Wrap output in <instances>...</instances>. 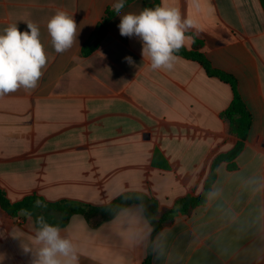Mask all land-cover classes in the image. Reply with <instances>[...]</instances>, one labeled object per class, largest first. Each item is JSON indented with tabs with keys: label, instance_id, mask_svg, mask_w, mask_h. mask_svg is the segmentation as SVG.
Returning <instances> with one entry per match:
<instances>
[{
	"label": "crops",
	"instance_id": "obj_1",
	"mask_svg": "<svg viewBox=\"0 0 264 264\" xmlns=\"http://www.w3.org/2000/svg\"><path fill=\"white\" fill-rule=\"evenodd\" d=\"M113 2L0 0V33L13 23L27 31L30 20L39 27L47 55L37 87L0 97V189L11 202L35 195L103 206L132 191L156 199L160 209L171 208L188 194H201L213 160L237 143L222 117L233 99L231 86L179 55L172 70L153 71L140 40L120 35L119 15L104 24ZM152 3L126 0L122 11L138 13ZM159 6L178 8L195 21L184 48L198 50L213 68L232 75L252 116L236 169L219 164L216 181L241 171L264 172L260 0H200L199 10L191 0H159ZM58 10L78 26V43L64 53L54 50L47 31ZM96 32L103 35L85 56L83 47ZM157 151L168 170L151 163ZM201 212L197 207L190 215L178 214L165 227L184 255L182 264H219L211 254L187 247ZM35 227L31 217L13 218L0 208V264H31L23 245ZM61 229L77 246L79 264H143L148 256L130 242L117 215L98 226L74 215Z\"/></svg>",
	"mask_w": 264,
	"mask_h": 264
},
{
	"label": "clouds",
	"instance_id": "obj_2",
	"mask_svg": "<svg viewBox=\"0 0 264 264\" xmlns=\"http://www.w3.org/2000/svg\"><path fill=\"white\" fill-rule=\"evenodd\" d=\"M191 2L200 9V0ZM125 5L126 0H114L112 4L120 16V35L140 40L141 54L153 71L172 70L195 21L175 7H146L137 13L123 12ZM25 22L27 31L21 32L13 23L0 33V97L37 87L47 65L38 25ZM47 31L57 53L78 43L77 23L65 11L58 10L50 18ZM124 59L133 63L130 56ZM201 195V219L190 229L187 247L205 257L211 254L219 264H242L243 260L264 264V172H237L227 182H213ZM35 207L46 205L37 200ZM116 215L130 242L142 248L145 256L151 255L153 264H182L184 255L172 244L170 230H156L155 218L142 198L119 207ZM35 223L34 234L23 245V251L31 254V264H79L77 246L62 235L58 225L48 223L43 215Z\"/></svg>",
	"mask_w": 264,
	"mask_h": 264
},
{
	"label": "trees",
	"instance_id": "obj_3",
	"mask_svg": "<svg viewBox=\"0 0 264 264\" xmlns=\"http://www.w3.org/2000/svg\"><path fill=\"white\" fill-rule=\"evenodd\" d=\"M260 2L264 10V0H260ZM156 6H159V0H153V3L148 5L147 8ZM115 15L116 13L113 8H108L105 13L104 24L109 23ZM102 35L103 34L96 32L84 45L82 53L85 56L89 55L97 48ZM94 38H96L95 41H93ZM176 55L198 62L204 68L208 76L215 77L216 79L218 78L224 83L229 84L233 91L232 102L222 113V117L228 122L230 133L235 136L238 141L231 150L218 155L215 160H213L210 173L204 184V191L216 181L219 164L226 162L229 170L236 169L237 165L235 161L245 147V141L249 136L252 126V116L250 111H248L249 109L247 105L239 94L238 85L236 83L237 81L232 75L213 68L205 55L198 50H188L183 47ZM151 163L157 168L160 167V169L168 170L170 168V165L168 164L169 162L159 151L154 154ZM137 198H142L144 203L148 205L149 213L155 218L156 230L159 231L170 226L175 219L174 217L178 214L190 215L193 210L200 207L199 205L202 200V195L188 194L177 200L173 207L160 209L159 203L156 199L146 194L132 191L120 195L107 205L94 206L85 203H75L69 200L51 202L35 195L25 197L17 202H11L7 198L5 192L0 189V208L13 218L18 217L21 214L25 215L22 210H26L31 213L30 216H26L31 217L34 223L38 216L43 215L48 223L58 225L60 228L66 227L69 220L74 215L83 216L91 225L98 226L99 224L112 219L113 216L116 215L119 207L130 205L136 202ZM37 200L42 201L46 207H35V202ZM143 264H152L151 255L147 256Z\"/></svg>",
	"mask_w": 264,
	"mask_h": 264
},
{
	"label": "water",
	"instance_id": "obj_4",
	"mask_svg": "<svg viewBox=\"0 0 264 264\" xmlns=\"http://www.w3.org/2000/svg\"><path fill=\"white\" fill-rule=\"evenodd\" d=\"M103 29H104V27L102 26V27H101V30H103Z\"/></svg>",
	"mask_w": 264,
	"mask_h": 264
}]
</instances>
